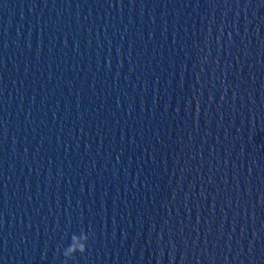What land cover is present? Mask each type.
Returning <instances> with one entry per match:
<instances>
[{"label": "water", "instance_id": "obj_1", "mask_svg": "<svg viewBox=\"0 0 264 264\" xmlns=\"http://www.w3.org/2000/svg\"><path fill=\"white\" fill-rule=\"evenodd\" d=\"M28 0H0V46Z\"/></svg>", "mask_w": 264, "mask_h": 264}, {"label": "clouds", "instance_id": "obj_2", "mask_svg": "<svg viewBox=\"0 0 264 264\" xmlns=\"http://www.w3.org/2000/svg\"><path fill=\"white\" fill-rule=\"evenodd\" d=\"M88 239V234L84 232L79 237H73V244L63 252V256L67 257L77 250L81 253H85Z\"/></svg>", "mask_w": 264, "mask_h": 264}]
</instances>
